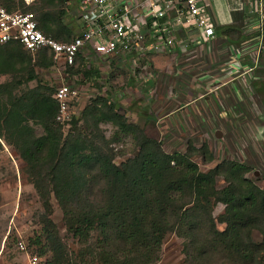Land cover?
Here are the masks:
<instances>
[{
  "label": "trees",
  "instance_id": "trees-1",
  "mask_svg": "<svg viewBox=\"0 0 264 264\" xmlns=\"http://www.w3.org/2000/svg\"><path fill=\"white\" fill-rule=\"evenodd\" d=\"M0 3L10 11L34 12L39 28L58 41L69 42L78 35L68 25L67 0ZM216 29L236 45L258 34L237 25ZM88 64L78 54L76 65L64 71L86 79L100 77L98 68ZM55 65L47 48L32 53L17 41L0 44V76L10 77L0 80V147L5 141L17 150L41 198L42 230L32 243L40 255L50 252L49 264H155L170 232L184 238V264H264V188L247 176L251 165L224 158L203 171L194 156L213 161L207 144L166 152L160 140L129 122L118 102L104 95L92 98L81 117L57 121V88L42 83L36 71ZM32 81L37 84L30 86ZM253 83L256 90L264 85L261 80ZM105 122L117 126L116 140L121 133L134 136V156L115 162L111 140L101 128ZM34 125L43 127L42 135ZM218 178L227 184L218 188ZM53 198L79 243L76 250L62 239L51 218ZM218 203L225 207L215 217ZM255 231L261 240H255Z\"/></svg>",
  "mask_w": 264,
  "mask_h": 264
},
{
  "label": "rangeland",
  "instance_id": "rangeland-1",
  "mask_svg": "<svg viewBox=\"0 0 264 264\" xmlns=\"http://www.w3.org/2000/svg\"><path fill=\"white\" fill-rule=\"evenodd\" d=\"M33 2L34 0H31V4ZM68 18L69 16L67 21ZM168 54V61L165 63L153 62L150 56L143 64L148 66V68L144 67L146 72H151L150 76L140 77L139 72H136L137 68L130 66L129 61L121 62L120 66L110 58L101 57L88 59V65L95 66L100 71V77L97 78L72 76L64 71L63 65L57 64L50 69L37 68L36 71L42 83H49L54 88L62 84H70L77 89L78 94L71 103L72 118L81 117L83 108L92 98L97 95L108 96L112 101L118 102L119 112L129 122L139 125L149 137L160 140L166 152H187L189 144L196 148L207 144L208 155H213L214 160L205 161L201 154L196 153L194 160L201 170H209L224 158L236 159L251 165L252 169L247 176L264 188V85L261 86L262 90L261 88L256 90L253 83L254 80H261V83H264V56L261 67L259 66L255 72L259 77L251 79L252 87L244 89L238 79L233 77L227 79L238 82L240 92L237 94L243 101L238 107L233 102H238V99H233L231 94L228 96L229 99H223V93L216 95L215 92H208L210 87H207V78L201 77V72L209 73V68L216 66V62L207 59L181 63L173 58L172 52ZM191 66L193 68H190ZM9 78L8 75L0 76L1 81ZM36 84V81H32L30 86ZM196 84L198 85L195 87ZM190 96H193L195 101L190 106L184 107L186 104L184 102H187ZM217 96L220 99L217 100ZM219 103L227 107H224L225 109L221 107V110ZM160 104L165 105L163 109L166 105L173 110L179 108L172 117L170 125H164L166 121L162 120L161 114L165 110H158ZM220 111L224 112L223 118L219 115ZM195 113H198L197 123H193L192 120ZM80 125L83 127L82 131H86L83 121L79 123ZM34 128L37 135L43 134L41 125H34ZM101 128L106 138L111 140L110 146L116 163H121L137 153L138 147L131 133L118 134L119 139L116 140L115 133L119 131L116 125L105 122L101 124ZM68 130L69 126H66L64 133H68ZM218 130L222 132L221 137H217ZM87 133H90L89 128ZM2 142L0 264H29L26 250L20 247L21 241L27 243L29 254L39 255V264H49L47 261L51 257L50 252L40 255L36 250L37 246L32 243V239L42 230V223L39 220L43 212L41 198L28 179L24 160L13 146L5 141ZM226 184L222 178H218V188ZM52 202L54 208L51 218L57 223L62 239L72 251L76 250L79 243L68 231L63 211L56 199L53 198ZM224 207L223 203H218L214 209V216L221 214ZM218 227L223 229L224 224L218 223ZM254 238L261 240V233L255 231ZM183 244L184 238L178 236L176 232L168 233L161 247L160 259L155 264H184Z\"/></svg>",
  "mask_w": 264,
  "mask_h": 264
},
{
  "label": "built area",
  "instance_id": "built-area-1",
  "mask_svg": "<svg viewBox=\"0 0 264 264\" xmlns=\"http://www.w3.org/2000/svg\"><path fill=\"white\" fill-rule=\"evenodd\" d=\"M67 3L72 6L74 1ZM238 3L251 16L250 29L258 33L232 53L228 63L229 77L239 79L247 89L252 87L251 79L255 78L264 56V0H238ZM78 4L83 29L73 40L63 42L39 28L34 12L10 11L0 3V44L17 41L32 53L47 48L55 63L64 67L76 65L78 54L87 60L101 57L116 60L117 64L129 61L142 77L151 75L143 65L150 56L171 53L177 45L187 49L195 42L209 41L216 32L214 19L203 0H78ZM77 94L70 84L57 88V121L72 119L71 103ZM20 247L26 250L29 264H39V255L29 254L25 241L20 242Z\"/></svg>",
  "mask_w": 264,
  "mask_h": 264
},
{
  "label": "crops",
  "instance_id": "crops-1",
  "mask_svg": "<svg viewBox=\"0 0 264 264\" xmlns=\"http://www.w3.org/2000/svg\"><path fill=\"white\" fill-rule=\"evenodd\" d=\"M67 1H69V0H67ZM73 1H74V3L72 6H70L67 3V8H68L67 16H69L68 25L70 27H72L73 29H75L76 32L78 31V34H80L82 29H83L84 24H83V21L81 20V18L78 17V13H77L78 12V6H79L78 0H73ZM203 3L205 4L206 9L209 12V14L214 19L216 27L217 26L218 27H227V26H231V25L232 26L237 25L239 28H243L244 30H246L247 33H249V34L253 32V30L250 29L251 16H249L248 13H246L241 8V6L238 3V0H203ZM237 11L240 12L239 15H241L238 18L235 17ZM245 42H247V41H245ZM244 43H242L240 45L230 43L225 38V36L218 33V31L216 29L215 36L212 39H210L209 41L195 42L187 49L182 48L180 45H177L176 48H174L171 55L173 56V58L175 60L181 61V63H188L189 60L205 61L207 59H210V60H213L214 62H216L215 63L216 66H214V67L211 66V68H209L210 69L209 73L204 74L201 72V77L207 78V87H210V89H208V92H212V93L215 92L216 95L218 93H223V99H226V98L229 99L228 96H230V94H231L233 99H236V98L238 99V102L237 101H233V102L235 105H238V107H239L241 105V103H243V101L240 99V96L237 94V92H240V91H238V89H239L237 86L238 82H236L235 80H227L228 78H230L229 77L230 71H229V64L228 63H229L230 55L232 53L236 52L238 50V48L245 45ZM168 55L169 54L166 55L165 53L155 54L152 56V60H153V62L157 61L159 63H163V62L165 63L168 61ZM85 58H87V57H85ZM122 58L127 60L123 56H122ZM111 61L117 63L116 60L115 61L111 60ZM121 62L122 61H120L119 64ZM244 62H246V63L249 62L248 56L246 58H244ZM160 66H161V64H160ZM260 67H261V65H260ZM178 68H176L177 71H178ZM190 68H193V66H191ZM254 77H255L254 79H257L259 76L254 74ZM233 78H235V77L233 76ZM223 79H226L227 81H225V80L223 81ZM146 84H147V82H146ZM197 85L198 84H196L195 87ZM210 85H213V86H210ZM194 99L195 98H193V96H190V98L188 97V99L186 100L187 102H184V103H186L184 105V107L190 106L191 104H193V102L195 101ZM216 99L218 100V99H220V97L217 96ZM219 105H220V108L221 107L222 108L227 107L226 105H224L222 103H219ZM164 106L160 104V107L158 110H163V111L165 110L164 113L161 114V118H162V120L166 121L164 123V125L167 126V125L171 124L172 117L179 110V108L173 110V108L171 109L170 106L168 107V105H166V108L163 109ZM222 108H221V110H222ZM192 111H194V110H192ZM219 115L221 116V118H223L224 112L220 111ZM192 120H193V123H197L198 113H195V117Z\"/></svg>",
  "mask_w": 264,
  "mask_h": 264
},
{
  "label": "water",
  "instance_id": "water-1",
  "mask_svg": "<svg viewBox=\"0 0 264 264\" xmlns=\"http://www.w3.org/2000/svg\"><path fill=\"white\" fill-rule=\"evenodd\" d=\"M222 132L220 130L217 131V137H221ZM258 174V173H256Z\"/></svg>",
  "mask_w": 264,
  "mask_h": 264
}]
</instances>
